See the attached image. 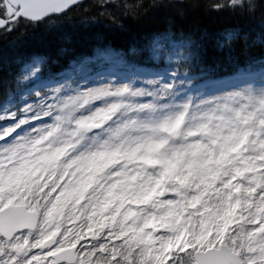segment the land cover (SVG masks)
Returning <instances> with one entry per match:
<instances>
[{
    "label": "snow or ice",
    "instance_id": "snow-or-ice-1",
    "mask_svg": "<svg viewBox=\"0 0 264 264\" xmlns=\"http://www.w3.org/2000/svg\"><path fill=\"white\" fill-rule=\"evenodd\" d=\"M79 4L0 0V41ZM222 37L227 75L171 24L127 50L0 58V264H264V56Z\"/></svg>",
    "mask_w": 264,
    "mask_h": 264
},
{
    "label": "trees",
    "instance_id": "trees-1",
    "mask_svg": "<svg viewBox=\"0 0 264 264\" xmlns=\"http://www.w3.org/2000/svg\"><path fill=\"white\" fill-rule=\"evenodd\" d=\"M227 4L228 0H220ZM207 0H186L175 3L167 0H87L55 24L40 28L21 27L0 41V58L8 70L18 55L38 53L54 59L61 58L60 50L69 55L89 52L98 43L127 50L139 45L145 36L167 31L169 25L176 36H192L207 49L208 63L217 74L232 71L229 49L219 50L217 41L226 30H239L240 38L233 42L230 54L241 64L250 58L264 56V45L254 43L264 38V0H254V15H240L231 10L216 12L206 7ZM139 5L135 15L126 5ZM247 35L248 40L243 37Z\"/></svg>",
    "mask_w": 264,
    "mask_h": 264
},
{
    "label": "water",
    "instance_id": "water-1",
    "mask_svg": "<svg viewBox=\"0 0 264 264\" xmlns=\"http://www.w3.org/2000/svg\"><path fill=\"white\" fill-rule=\"evenodd\" d=\"M84 1H86V0H80V3H81V2H84ZM173 1L183 2V1H185V0H173ZM76 6H77V5H74L73 8L76 7Z\"/></svg>",
    "mask_w": 264,
    "mask_h": 264
}]
</instances>
